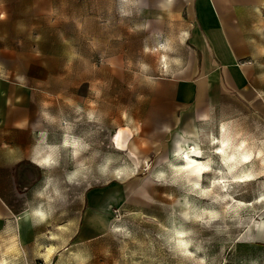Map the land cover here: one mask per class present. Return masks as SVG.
<instances>
[{"label": "rangeland", "instance_id": "rangeland-1", "mask_svg": "<svg viewBox=\"0 0 264 264\" xmlns=\"http://www.w3.org/2000/svg\"><path fill=\"white\" fill-rule=\"evenodd\" d=\"M118 3L119 0H36L39 10L31 14L38 23L34 31L43 40L36 48L47 54L55 52L60 64L54 76L40 78V87L45 89L46 101L51 104L48 110L57 116L62 111L66 119L75 122L73 108L66 101L74 100L85 110L93 101L96 107L92 110L103 117L102 123L81 120L73 134L85 137L93 145L92 151L101 153L98 161L111 155L113 168L121 169L119 179L111 173L100 175L93 171L79 184L62 183L67 202L58 208L64 231L78 229V236L64 248L63 264H79L80 259L86 264H198L201 258L206 264H264V228L256 226L264 224V202L225 213V220L206 228L184 221L180 213L186 210V201L193 207H206L208 200L180 186L160 185L154 179L161 170L171 174L166 161L176 163L172 151L178 133L201 135L198 130L216 131L221 121L230 120L234 132H242L250 142L260 141L264 140V117L252 118L240 108L218 112L207 123L192 124L190 132H179L183 125L176 129V136L161 131L162 115L172 103L168 84L156 81L158 71L163 72L157 68L161 67L162 54L169 57L168 61L173 55L158 46L173 45L152 34L157 29L146 25L148 13L133 12L122 18L117 12ZM145 46L157 50L145 53ZM139 62L150 66L146 75L154 83H146ZM156 86L159 94L155 100ZM97 91L101 93L99 97L95 95ZM42 128L56 144L60 142L62 132L58 125L45 122ZM123 128L130 134L123 137L126 145L119 151L113 146V137ZM202 148L206 155L210 154L206 142ZM213 159V167H220L218 157ZM73 166L67 153H62L56 172L61 181ZM244 167L261 170L255 159ZM211 178L213 174L205 173L202 186L207 187ZM230 189L238 201H255L264 193V176L232 184ZM117 216L121 217L118 222ZM113 223L127 225L132 238L114 236L110 231ZM165 229L192 230L195 244L189 251L195 256L174 250L166 242L169 232ZM196 247L201 250L196 252Z\"/></svg>", "mask_w": 264, "mask_h": 264}, {"label": "crops", "instance_id": "crops-1", "mask_svg": "<svg viewBox=\"0 0 264 264\" xmlns=\"http://www.w3.org/2000/svg\"><path fill=\"white\" fill-rule=\"evenodd\" d=\"M35 1L0 0V229L7 224L0 231V257L15 261L18 251L10 237L18 234L17 264H43L39 256L49 244L59 249L52 264H63L64 248L78 229L57 231L63 225L61 208L42 225L22 216L39 203L34 191L44 176L59 178L58 168L48 173L31 162L45 123L39 117L40 103L47 100L40 78L54 76L60 65L55 52L36 48L43 40L31 18L40 7ZM143 11L149 14L146 25L157 29L152 34L173 45L171 59L181 60L178 67L162 61L171 70L156 75L157 82L168 84L172 103L162 115L161 131L167 124L168 136H176L180 125L179 132H190L201 114L213 117L240 108L252 118L264 117V0H139L133 12ZM158 94L156 86L155 100ZM46 142L56 144L53 136ZM50 235L58 239L50 241Z\"/></svg>", "mask_w": 264, "mask_h": 264}, {"label": "clouds", "instance_id": "clouds-1", "mask_svg": "<svg viewBox=\"0 0 264 264\" xmlns=\"http://www.w3.org/2000/svg\"><path fill=\"white\" fill-rule=\"evenodd\" d=\"M139 3V0H119L117 12L120 17H130ZM133 31L132 28L129 29ZM183 43V41H181ZM158 48L164 50L165 53L173 52L174 49L167 47L166 44L161 43ZM157 49H149L144 47V52H155ZM169 57L165 55L163 61H168ZM171 64L180 66L181 60L176 57L171 59ZM140 72L145 74L146 83H154L155 81L150 75V66L147 63L139 62ZM163 74H168L171 70L170 64L167 62L161 63ZM97 97L101 95L99 91L95 93ZM69 107L73 108L75 114V122L66 119L61 111L60 115L52 114L48 109L51 104L47 101H41L39 108L40 120L49 125H58L61 129L62 135L58 144L46 142L47 133L45 131L39 132V139L34 144L31 162L39 169L51 173L52 170L59 167L62 160V153H67L68 158L73 162V168L68 171L63 181L52 174H46L43 179V184L34 191V196L38 199L34 207L25 208L22 216L25 221H32L33 225H42L58 211L59 204H66L67 196L66 189L62 187V183L68 185L79 184L89 178L93 171L100 175L113 174L116 179L120 178V168H113L115 161L111 155H105L103 159L97 160L101 153L99 151H92L93 145L83 136L73 134L74 127L81 120H87L88 123L99 124L102 123L103 117L98 115L96 111L92 110L96 107L93 101H89V110H85L76 101L69 99L66 101ZM213 117L209 114H201L197 120L207 123ZM40 120L36 122V127L40 126ZM232 121H221L216 131L198 130L201 135L191 136L188 133H178V139L174 142L172 157L176 161H166L167 167L170 170L158 171L154 179L160 185H176L187 190L189 193L209 201L206 207H193L188 202H185V211L180 215L187 222H197L206 228L212 227L215 222L225 220V213H236L238 209L244 206H251L252 203L259 204L264 202V193L257 196L255 201H238L235 196L231 194L230 185L237 183H244L246 181H253L260 176H264V140L249 141L244 137V134L239 131L232 130ZM165 132H170L171 129L165 124L162 128ZM207 143L210 154H205L202 145ZM113 146L122 151L120 145L115 143V135L113 137ZM90 153V155H89ZM218 157L220 167L214 168L216 163L213 157ZM193 157H205L204 160H197ZM257 160L260 163V171H254L253 167L245 168L249 162ZM177 161H183L182 164ZM205 173L213 174V178L208 181V186L203 187V177ZM183 174V175H181ZM182 181V183H181ZM216 191V194L214 193ZM230 202V203H229ZM19 219V215L17 216ZM120 216L116 217L118 222ZM69 224L72 221H68ZM257 228H264V224H257ZM57 231L66 230L64 225H57ZM7 229H0L4 231ZM110 231L114 236L120 238H132V232L127 225L121 223H113ZM169 232L166 242L172 248L183 255L194 257L195 253L189 251L195 244L193 239L195 233L192 230L184 229H165ZM219 231V229H217ZM50 241H56V235L48 237ZM13 246L17 249L18 255L15 261H10L6 258L0 257V264H17L20 257L21 241L18 234L10 237ZM201 249L196 247L195 251L199 252ZM59 249L55 244H49L44 248L39 258L43 264H52V257L56 255ZM135 255V253H133ZM79 264H86L84 259L79 260ZM198 264H206L204 258L199 259Z\"/></svg>", "mask_w": 264, "mask_h": 264}, {"label": "bare ground", "instance_id": "bare-ground-1", "mask_svg": "<svg viewBox=\"0 0 264 264\" xmlns=\"http://www.w3.org/2000/svg\"><path fill=\"white\" fill-rule=\"evenodd\" d=\"M130 132L127 129H119V131L115 134V143L120 145L121 148H123L126 143L124 144L122 139L123 137L125 138L126 136H129ZM128 140V139H127ZM194 159L201 160L200 157H193ZM183 161L180 162L182 164Z\"/></svg>", "mask_w": 264, "mask_h": 264}]
</instances>
